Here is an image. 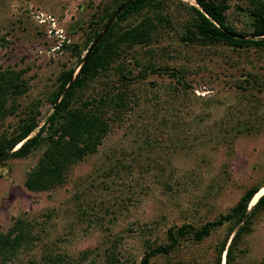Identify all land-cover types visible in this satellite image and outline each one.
Returning a JSON list of instances; mask_svg holds the SVG:
<instances>
[{
    "label": "rangeland",
    "instance_id": "obj_1",
    "mask_svg": "<svg viewBox=\"0 0 264 264\" xmlns=\"http://www.w3.org/2000/svg\"><path fill=\"white\" fill-rule=\"evenodd\" d=\"M110 1L0 0V69L19 73L23 88L8 96L0 137L30 112L44 120L60 71L76 62L64 43H77L84 53L89 20ZM227 2L228 21L251 31V0ZM188 4L196 3L165 0L172 22L149 43L122 52L130 70L125 106L107 109L110 126L97 150L74 163L63 183L45 190L24 184L44 143L26 156L0 160V230L17 215L33 229V239L0 264H105L111 254L116 264H139L148 243L166 241L168 227L213 219L264 180V51L182 40ZM149 64L182 68L183 76L166 70L143 76ZM108 72L83 96L120 86L117 70ZM226 229L152 255L148 264L210 263L211 246ZM231 264H264V209Z\"/></svg>",
    "mask_w": 264,
    "mask_h": 264
},
{
    "label": "trees",
    "instance_id": "obj_2",
    "mask_svg": "<svg viewBox=\"0 0 264 264\" xmlns=\"http://www.w3.org/2000/svg\"><path fill=\"white\" fill-rule=\"evenodd\" d=\"M122 1L113 0L98 7L89 20L83 46L85 51ZM194 1L196 4H188L184 11L188 17L182 22V40L202 44L224 43L235 48L255 46L264 51V0H251L249 32L237 30L228 21L227 0ZM164 8L165 0H132L116 16L85 60V52H80L79 44L64 43L75 53L76 62L60 71L58 86L50 97V112L42 122L36 113L30 112L20 119L11 134L0 137V160L26 156L40 144H45L38 160L26 173L24 184L28 189L45 190L63 183L74 163L97 150L110 126L107 109L125 106L126 102L122 87L127 86L130 70L119 57L127 48L149 43L159 27L172 22ZM131 16L139 18L126 26L120 25V21ZM110 68L117 70L120 86L108 88L103 85L94 95L83 96L90 82L109 73ZM149 70H166L177 79L183 76L184 71L182 68L149 64L141 71L142 75ZM19 82V73L0 69V116L8 111V96L23 91ZM13 103L10 106H14ZM263 187L264 180L248 186L226 212L213 219L200 224L182 223L168 227L166 241L155 245L148 243L139 264H148L152 255L170 253L184 241L199 243L224 224H227L225 234L220 241L212 244V259L207 264H231L241 240L252 230L255 216L264 209V192L251 206ZM249 206L251 208L246 213ZM32 230L29 219L19 215L12 217L8 228L0 230L2 262L12 259L23 244L33 239ZM117 260L111 254L105 264H116Z\"/></svg>",
    "mask_w": 264,
    "mask_h": 264
},
{
    "label": "water",
    "instance_id": "obj_3",
    "mask_svg": "<svg viewBox=\"0 0 264 264\" xmlns=\"http://www.w3.org/2000/svg\"><path fill=\"white\" fill-rule=\"evenodd\" d=\"M132 0H123L120 5H118L116 7V9L113 11V13L111 14V16L109 17V19L107 20V22L105 23V25L103 26L102 30L100 31V33L95 37V39L92 41V43L89 45L88 49H86L85 54L83 55V60L86 59V57L88 56L89 52L93 49V47L101 40V38L103 37V35L105 34V32L107 31V29L109 28V26L112 24V22L116 19V16L131 2ZM256 201V200H255ZM253 205V204H252ZM251 206L248 207V211L246 213L249 212ZM233 234V232H232ZM231 234V235H232ZM224 261V260H223Z\"/></svg>",
    "mask_w": 264,
    "mask_h": 264
},
{
    "label": "bare ground",
    "instance_id": "obj_4",
    "mask_svg": "<svg viewBox=\"0 0 264 264\" xmlns=\"http://www.w3.org/2000/svg\"><path fill=\"white\" fill-rule=\"evenodd\" d=\"M264 192V187L261 189V191L260 192H258L257 193V195L254 197V199H253V201H252V203H251V206H252V204L255 202V200L257 199V197L261 194V193H263ZM224 264H226V263H224Z\"/></svg>",
    "mask_w": 264,
    "mask_h": 264
}]
</instances>
